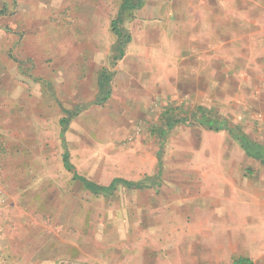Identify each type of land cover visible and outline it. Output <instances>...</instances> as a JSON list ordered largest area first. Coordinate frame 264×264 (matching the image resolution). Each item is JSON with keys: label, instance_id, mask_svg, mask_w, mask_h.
<instances>
[{"label": "rangeland", "instance_id": "1", "mask_svg": "<svg viewBox=\"0 0 264 264\" xmlns=\"http://www.w3.org/2000/svg\"><path fill=\"white\" fill-rule=\"evenodd\" d=\"M2 1L31 48L0 66V264H264V165L193 119L204 107L264 144V0ZM61 106L81 110L66 139L75 173L144 186L86 190L62 164ZM170 107L186 123L160 137Z\"/></svg>", "mask_w": 264, "mask_h": 264}, {"label": "trees", "instance_id": "2", "mask_svg": "<svg viewBox=\"0 0 264 264\" xmlns=\"http://www.w3.org/2000/svg\"><path fill=\"white\" fill-rule=\"evenodd\" d=\"M136 7V5H131L129 2H124L120 5L117 15L111 22V28L113 32L117 35L118 38V54L121 55L123 53V47L129 41V37L123 34L121 29L122 26V13L126 9H132ZM107 77V75H105ZM104 77V76H103ZM177 113V108L170 107L163 111L160 118H166L162 122V129L159 131L160 137H164L169 129L174 127L176 124L179 123H186V119L184 117H180ZM193 119L196 122L210 130H227L230 134V137L238 141V144L241 148L245 151L246 155L249 157H255L256 159H260L262 164L264 165V144L253 142L250 138L246 137V133H244L239 127L231 125L227 119H218L217 115L204 107H196L195 112L193 113ZM189 118V117H188ZM62 132L61 136L63 137L65 127L68 123V118L62 119ZM63 164L64 167L72 172L75 179L79 180L84 188L91 193L94 194H109L112 193L118 185L125 186L127 188H142L144 185L139 182H130L123 179H113L107 186L98 185L84 177L79 176L77 173L73 171V167L69 161V155L65 153L63 155ZM231 264H252V261L246 257H237L236 259L232 260Z\"/></svg>", "mask_w": 264, "mask_h": 264}, {"label": "crops", "instance_id": "3", "mask_svg": "<svg viewBox=\"0 0 264 264\" xmlns=\"http://www.w3.org/2000/svg\"><path fill=\"white\" fill-rule=\"evenodd\" d=\"M6 7H7V10L5 9ZM16 10L17 9H15V6H12L10 9V5H6V4L3 5V1L1 0L0 2V60H1L0 66H2V63H3V67L5 66V63L7 64L8 61L18 62L19 60H22V58L25 57V54L27 52H28L27 55H29L30 53L31 47L28 46L30 45V43L27 41L28 39L21 40V38L19 37L21 27H20V22H18V17L15 14ZM41 86L44 87L45 92L42 90V87H34V91L40 93L41 102L45 103L48 100L47 106L52 108V105H53L52 94L48 92L46 85H41ZM99 86L102 89H110V91L112 90L111 82H107L106 84L101 83ZM48 96H49V99H47ZM111 96H112V91H111V94H109L108 96L100 94L97 96L96 99H98V102L101 106L105 102L109 101L111 99ZM99 97H101L100 100H99ZM17 103L19 102H17V99H16L15 101L16 105L13 107L14 108V114H13L14 115V120H13L14 136L13 137L14 139L20 140L24 138V136H22V132L24 129L22 127L21 120L22 121H25V120L18 117L19 115L21 116L22 114L20 110L18 111ZM19 108L21 107L19 106ZM23 108H26V107L23 106ZM61 108H62L63 114H61L57 120V124L59 126L57 139L60 142V144L63 145V148H64V151L62 152V155H61L62 164H63V155L65 153L69 155L68 150H67V142H66L69 124L73 119L78 117L81 110L80 111L78 110L75 113H71L70 115H66V109H69V108H65L63 106H61ZM29 115L32 116V111L29 112ZM7 118H8V112L5 111V106L1 105V102H0V121L3 119H7ZM63 118H68V123L65 127L64 135L62 137L61 132H62L63 126H62L61 121ZM25 131L23 133H25ZM63 167H64V164H63Z\"/></svg>", "mask_w": 264, "mask_h": 264}]
</instances>
